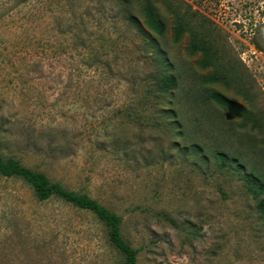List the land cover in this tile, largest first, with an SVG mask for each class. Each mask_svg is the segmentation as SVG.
I'll use <instances>...</instances> for the list:
<instances>
[{"label":"rangeland","instance_id":"obj_1","mask_svg":"<svg viewBox=\"0 0 264 264\" xmlns=\"http://www.w3.org/2000/svg\"><path fill=\"white\" fill-rule=\"evenodd\" d=\"M148 1L165 24L164 63L126 19L143 22L144 0H0L1 153L119 215L137 264H264V217L212 155L264 176V134L202 99L217 91L264 119V0ZM179 22L206 27L234 82L202 83L212 70L188 32L173 41ZM164 65L181 80L179 130L146 93ZM134 108L144 117L127 118ZM191 143L207 159L182 150ZM121 261L91 213L0 177V264Z\"/></svg>","mask_w":264,"mask_h":264},{"label":"trees","instance_id":"obj_2","mask_svg":"<svg viewBox=\"0 0 264 264\" xmlns=\"http://www.w3.org/2000/svg\"><path fill=\"white\" fill-rule=\"evenodd\" d=\"M128 4L127 0H120ZM143 22H140L135 16L128 14L126 17L129 25L138 30V35L149 40L154 50V58L161 59L164 63V52L159 49L156 43V36H164L165 24L159 18L152 4L148 0L142 3ZM188 32V52L190 54H199L197 62L201 69L210 68L212 72L203 78V84L213 83H232L235 80L231 78V69L222 63L218 56L219 50L215 46V39L207 31L206 27H196L192 31L186 28V22H179L172 29V38L178 42L184 33ZM262 51V50H259ZM164 65L163 69L156 72L157 76L153 78L154 82L146 93L151 94V99L156 100V105L160 106L157 114L159 118L173 125L177 130L180 128L178 112L171 105L178 92L182 90L181 80L178 75L169 72L170 66ZM227 67V68H226ZM147 96L140 98L137 105L146 107L149 99ZM190 98L188 97V100ZM204 102L211 103L214 107L225 111L229 119L240 121L242 128H250L252 131H258L264 134V119H261L251 109L243 106L239 102L225 96L224 94L213 91L208 92L202 97ZM186 100V99H185ZM198 100V99H195ZM187 101V100H186ZM190 103H194L191 102ZM195 105L197 103H194ZM153 105V104H152ZM129 119L140 120L143 116L139 109H129L125 115ZM155 121L157 119L150 118ZM158 125V124H157ZM181 135L182 132H178ZM179 145V144H177ZM184 152H190L202 159H207L204 155V148L191 143L182 148ZM213 158L221 165L234 168V171L243 176L245 188L248 194L255 200L257 211L261 217H264V176L254 167L249 169L242 163L239 156L230 155L221 150L213 152ZM0 177L6 179H19L26 183L32 190L33 196L37 202H45L53 197L59 198L66 204L83 211H87L103 226L106 243L121 257V264H137L138 251L134 249L123 237L122 218L99 203L97 200L86 194H79L75 191L63 187L60 183L52 182L44 173L24 166L15 158L4 157L0 149Z\"/></svg>","mask_w":264,"mask_h":264}]
</instances>
